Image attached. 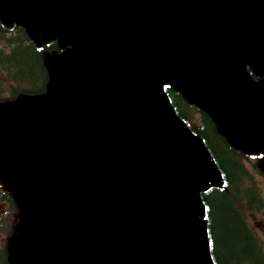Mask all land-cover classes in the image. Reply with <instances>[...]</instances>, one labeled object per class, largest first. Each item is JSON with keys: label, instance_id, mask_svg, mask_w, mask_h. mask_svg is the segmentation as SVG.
Segmentation results:
<instances>
[{"label": "water", "instance_id": "95a60500", "mask_svg": "<svg viewBox=\"0 0 264 264\" xmlns=\"http://www.w3.org/2000/svg\"><path fill=\"white\" fill-rule=\"evenodd\" d=\"M48 91L0 104L12 264H212L198 197L220 175L166 81L234 147L264 146V0H0Z\"/></svg>", "mask_w": 264, "mask_h": 264}, {"label": "trees", "instance_id": "16d2710c", "mask_svg": "<svg viewBox=\"0 0 264 264\" xmlns=\"http://www.w3.org/2000/svg\"><path fill=\"white\" fill-rule=\"evenodd\" d=\"M0 38L5 42L0 46V103L19 95L45 93L49 76L42 52L58 50L56 41L37 46L21 27L7 26L1 20ZM163 88L177 116L202 140L222 176L220 186H211L200 194L214 264H264L261 246L245 217L263 201L242 164L243 154L216 130L206 111L190 104L180 91L168 85ZM0 202L16 210L12 196L6 192L0 191Z\"/></svg>", "mask_w": 264, "mask_h": 264}, {"label": "rangeland", "instance_id": "374dc122", "mask_svg": "<svg viewBox=\"0 0 264 264\" xmlns=\"http://www.w3.org/2000/svg\"><path fill=\"white\" fill-rule=\"evenodd\" d=\"M5 42L4 40H2L0 38V46H4ZM5 98H7V96H5ZM257 158L254 159H250V161L248 162L247 160L245 161L247 167L250 169L251 173L253 172V174L256 176V178L252 177L253 180L261 185L262 188V192L264 195V178H262V176L260 175V173L258 172V166H260V168L262 170H264V165H261L258 163V160H256ZM3 207L0 206V213L3 212ZM5 211V210H4ZM7 213L2 214V216L0 215V238H6L8 232L7 227H11L14 226L15 222H14V218H15V213L11 212L7 209ZM247 221L249 223V225L252 226V229L254 230V233L256 234V236L260 239L262 245H263V253H264V220L260 218L259 215H247ZM2 240L0 241L1 244Z\"/></svg>", "mask_w": 264, "mask_h": 264}, {"label": "flooded vegetation", "instance_id": "af4514ba", "mask_svg": "<svg viewBox=\"0 0 264 264\" xmlns=\"http://www.w3.org/2000/svg\"><path fill=\"white\" fill-rule=\"evenodd\" d=\"M263 157H260L259 158V162H262ZM261 219L264 220V210L262 211V214L260 216ZM0 264H9V259L7 257V253L6 251L3 249V250H0Z\"/></svg>", "mask_w": 264, "mask_h": 264}]
</instances>
